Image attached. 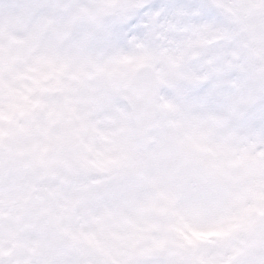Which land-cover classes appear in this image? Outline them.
<instances>
[{"label": "rangeland", "instance_id": "374dc122", "mask_svg": "<svg viewBox=\"0 0 264 264\" xmlns=\"http://www.w3.org/2000/svg\"><path fill=\"white\" fill-rule=\"evenodd\" d=\"M91 1L0 0L2 123L16 105L22 119L19 104L27 103L26 120L13 129L18 140L5 142L6 167L21 174L34 169L38 177L49 167L70 187L83 178L80 171L92 175L86 183L97 173V244L84 238L95 264H236L257 245L252 234L257 241L264 234V215L239 218L248 201L241 203L238 194L245 181L247 189H241L264 213V155H253L238 137L219 140L209 131L190 149L170 146L187 161L186 177L178 178L158 167L152 149L141 153L121 104L134 70L116 56L89 49L106 17ZM49 92L52 99L46 100ZM3 127L0 134L8 130ZM161 131L158 123L154 133ZM159 186L165 208L158 204ZM177 189L180 194L171 198ZM159 207L167 228L160 233ZM168 235L175 238L169 243L175 252H160L159 242Z\"/></svg>", "mask_w": 264, "mask_h": 264}, {"label": "snow or ice", "instance_id": "6c2138e0", "mask_svg": "<svg viewBox=\"0 0 264 264\" xmlns=\"http://www.w3.org/2000/svg\"><path fill=\"white\" fill-rule=\"evenodd\" d=\"M107 12L88 41L116 56L137 77L130 95L137 119L155 113L162 125L152 158L186 177L187 161L172 144L190 149L209 131L264 155V0H93ZM236 264H264V244Z\"/></svg>", "mask_w": 264, "mask_h": 264}, {"label": "flooded vegetation", "instance_id": "af4514ba", "mask_svg": "<svg viewBox=\"0 0 264 264\" xmlns=\"http://www.w3.org/2000/svg\"><path fill=\"white\" fill-rule=\"evenodd\" d=\"M100 13L107 15L103 9ZM1 119L0 127L4 130L7 125ZM19 127V121L10 120L8 130L0 134V264L92 261L87 257L92 247L85 245L84 238H92L97 244V184H87L89 174L81 171L83 178L79 184L70 187L49 167L39 177L33 174L34 169H22L21 174L19 168L9 163L6 167L5 142L13 144L18 137L13 129L18 131ZM17 155H21L20 149ZM64 173L66 176L74 170ZM261 244L264 238L258 239L254 247Z\"/></svg>", "mask_w": 264, "mask_h": 264}, {"label": "water", "instance_id": "95a60500", "mask_svg": "<svg viewBox=\"0 0 264 264\" xmlns=\"http://www.w3.org/2000/svg\"><path fill=\"white\" fill-rule=\"evenodd\" d=\"M147 71H149L147 68L140 67L133 72L127 82V91L123 97V103L129 112L130 120L134 128L135 142L142 151H148L152 146V140L147 133L149 131L155 132L157 130L158 116L155 113H149L144 116L142 122L137 119L136 109L134 108L133 100L130 95V86L137 77Z\"/></svg>", "mask_w": 264, "mask_h": 264}, {"label": "trees", "instance_id": "16d2710c", "mask_svg": "<svg viewBox=\"0 0 264 264\" xmlns=\"http://www.w3.org/2000/svg\"><path fill=\"white\" fill-rule=\"evenodd\" d=\"M90 4H92V5H93V1H92V2H90Z\"/></svg>", "mask_w": 264, "mask_h": 264}]
</instances>
